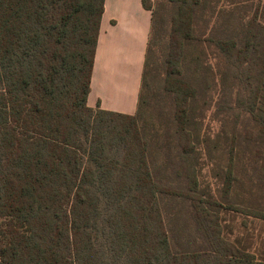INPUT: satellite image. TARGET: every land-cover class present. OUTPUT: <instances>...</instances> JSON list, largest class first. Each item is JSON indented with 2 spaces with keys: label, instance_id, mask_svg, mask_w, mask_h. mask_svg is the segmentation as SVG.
Instances as JSON below:
<instances>
[{
  "label": "trees",
  "instance_id": "1",
  "mask_svg": "<svg viewBox=\"0 0 264 264\" xmlns=\"http://www.w3.org/2000/svg\"><path fill=\"white\" fill-rule=\"evenodd\" d=\"M158 2L170 8L168 40L184 30L176 43L189 45L207 2ZM141 3L151 32L136 111L124 114L86 104L103 0H0V264H264L221 225L223 211L264 221V21L238 38L229 13L219 126L205 135L194 112L209 87L194 88L184 49L165 78L173 106L142 114L161 19ZM258 8L260 18L264 0ZM199 159L211 192L199 190Z\"/></svg>",
  "mask_w": 264,
  "mask_h": 264
},
{
  "label": "rangeland",
  "instance_id": "2",
  "mask_svg": "<svg viewBox=\"0 0 264 264\" xmlns=\"http://www.w3.org/2000/svg\"><path fill=\"white\" fill-rule=\"evenodd\" d=\"M206 2L207 16L194 22L190 31L192 38L190 44L181 47L176 43V40H180L182 38L181 34L186 32L183 30L179 33L176 30L172 40L169 41L167 36L169 24L166 25L163 18L169 21L170 8L166 5H159L158 0H151L152 9L161 20L154 27L151 35L152 39H150V51H147L148 71L145 77L147 86L144 91L147 105L143 108L142 114L156 116L160 110L163 109L162 113H164L166 109L173 106L171 97H166L164 94V88L169 85L165 78L166 73L175 70V61L178 60V56L184 49L188 53V57L191 58L190 74L195 79L193 82L194 88H199L200 82L205 87H209L204 97H198L194 114L199 117L198 123L205 135H210L214 134L219 126V122L214 118L211 119V115L212 104L217 98V81L215 78L218 75V70L215 65L218 62L221 64V60H223L220 50L222 36L227 33L225 28L227 17L231 13V23L235 24L237 32L235 33L238 38H241L246 31L247 22L251 19L254 23L259 19L264 21V12H261L262 15L258 18V5L261 7L263 0H247L244 4L234 5V10H231L232 6L228 7L225 5L227 0H205ZM254 31L255 29L252 27L251 32ZM251 51L253 49L250 48L249 52ZM251 74L254 75L253 70ZM255 85L256 81L254 78L245 81L243 85L249 102L253 100ZM232 111L237 112L234 108ZM237 165L240 167V164ZM197 166L199 167V190L213 191L216 183L211 177L208 161L199 159ZM221 218L224 220L221 225L223 226V234L226 239L232 242L238 241L240 246H245L248 250L254 252L257 258L264 257L263 220L233 211H223Z\"/></svg>",
  "mask_w": 264,
  "mask_h": 264
},
{
  "label": "crops",
  "instance_id": "3",
  "mask_svg": "<svg viewBox=\"0 0 264 264\" xmlns=\"http://www.w3.org/2000/svg\"><path fill=\"white\" fill-rule=\"evenodd\" d=\"M150 27L141 0H103L87 106L135 113Z\"/></svg>",
  "mask_w": 264,
  "mask_h": 264
}]
</instances>
